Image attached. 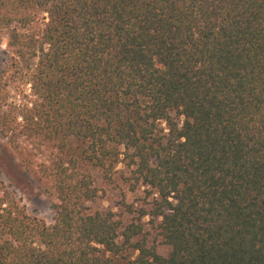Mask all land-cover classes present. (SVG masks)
Listing matches in <instances>:
<instances>
[{"label": "trees", "instance_id": "16d2710c", "mask_svg": "<svg viewBox=\"0 0 264 264\" xmlns=\"http://www.w3.org/2000/svg\"><path fill=\"white\" fill-rule=\"evenodd\" d=\"M0 36V136L55 198L0 180V264H264V0H0ZM92 170L140 205L92 210Z\"/></svg>", "mask_w": 264, "mask_h": 264}, {"label": "rangeland", "instance_id": "374dc122", "mask_svg": "<svg viewBox=\"0 0 264 264\" xmlns=\"http://www.w3.org/2000/svg\"><path fill=\"white\" fill-rule=\"evenodd\" d=\"M5 46L6 37L0 36V53ZM53 154L54 150L50 146H40L37 139H23L17 146H12L0 136V180L15 192L29 213L47 223L53 221L52 203L55 198L50 182L38 173L37 165L48 161ZM92 173L98 190L96 199L89 203L92 210L121 212L122 201L135 206L142 202L138 198L143 193L127 191L119 180L104 179L98 170H92ZM159 250L163 254L167 253L164 246H160Z\"/></svg>", "mask_w": 264, "mask_h": 264}]
</instances>
